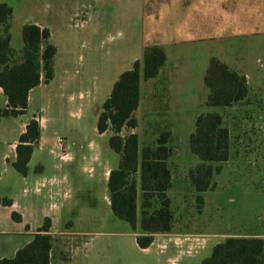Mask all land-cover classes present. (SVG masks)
Here are the masks:
<instances>
[{"label": "rangeland", "instance_id": "obj_1", "mask_svg": "<svg viewBox=\"0 0 264 264\" xmlns=\"http://www.w3.org/2000/svg\"><path fill=\"white\" fill-rule=\"evenodd\" d=\"M7 1L15 9L17 23L36 19L45 25L56 52L52 80L32 92L24 115L2 118L0 130L9 138L21 122L33 115L41 119L43 139L41 146L34 149L31 164L34 168L57 161L49 152L56 138L62 139L65 150H78L80 154L91 149L92 144H98L111 162L105 151L111 156L117 154L109 146V133L98 134L97 118L119 73L131 68L134 60L141 59L146 34L150 30L165 32L172 28L147 17V12L158 8L162 0ZM178 35L176 33L174 38ZM167 36L170 40L171 36ZM220 44L228 58L248 74V91L243 100L225 107L208 106L205 95L202 102L200 98L196 102L194 94L203 95V88L197 85L196 71L189 68L192 78L184 80L179 88L186 102L174 105L175 113L165 119L146 116L142 126L137 116L144 114L141 110L137 113L136 109L133 112L139 121L138 136L141 137L140 127L147 128L149 136L144 139H148L147 145L155 146L159 135L169 132L166 144L173 155V174L178 187V166L195 159L188 145L189 133L194 129L189 116L194 110L221 116L222 124L230 133V157L227 161L213 163V166L220 165L219 173L212 177L214 186L202 193V202H197L192 198L193 187L189 182L183 218L180 190L176 187L168 196L176 225L202 229L208 233L211 244L227 236L264 237V36L257 40L229 38ZM200 51L203 53L204 48ZM199 60V57L192 59L189 65L198 70L202 68ZM72 178L79 187H74V192H90L91 200L85 199L87 204L103 208L108 191L101 169H82ZM191 204L195 207L193 211ZM114 219L118 224L113 225L108 218L105 226L86 227L84 234L78 237L85 244L78 243L68 264H197L200 258L210 254L211 244L194 258L172 249L158 254L155 246L147 252L139 250L130 225L122 219ZM168 256L175 259L168 261Z\"/></svg>", "mask_w": 264, "mask_h": 264}, {"label": "crops", "instance_id": "obj_2", "mask_svg": "<svg viewBox=\"0 0 264 264\" xmlns=\"http://www.w3.org/2000/svg\"><path fill=\"white\" fill-rule=\"evenodd\" d=\"M0 2L9 4L7 0H0ZM160 5L162 6L160 7ZM160 5L153 12H147V17L155 18L153 21L156 23L161 22L164 25H171L175 30H172V28L170 30L167 28L169 32L166 30L162 32L159 29L150 30L144 38L143 50L145 46H159L165 53V60L156 76L146 80L143 79V81H141L142 77L140 78L139 103L135 111L138 113L141 110L144 114L140 118L137 116L142 126L144 119H149L151 116L165 119L169 117V114L177 111L174 109V105L186 102L185 96L179 88L183 86L184 80L192 78L189 68L196 71L198 75L197 85L199 88H203L201 90L203 95L196 92L194 100L197 102L200 98V102H202L201 98L208 93L203 77L209 58L212 56L227 64L231 69L243 74L248 86L249 78L246 70L235 65L234 61L228 58L225 49L220 47V42L229 38L253 37L257 40L264 36V0H162ZM12 9L9 28L10 47L15 52L12 61L20 62L21 50L24 45L21 36L22 27L26 24H35L40 28L46 27L36 19L17 23L14 21L15 9L13 6ZM161 18L162 20H160ZM176 33L179 34L178 38H174ZM167 34L171 36L170 40L166 39L168 38ZM47 42L51 43L50 35ZM43 46L41 44V49H43ZM200 48H204L203 53ZM197 57L200 59L199 63L202 68L195 70L189 63L192 59L196 60ZM51 80L45 81L43 74H40V82L28 92L27 107L32 98V92ZM7 102V97L0 87V108L6 107ZM180 112L182 111L179 110ZM24 113L16 117H21ZM200 113L194 110L189 117L194 122L196 116ZM34 117L40 123V136L27 163L28 170L26 174H22L12 166V162L16 159V145L19 136L25 131L30 119ZM136 121V127L124 126L120 131V135L124 137L135 133L138 136L136 131L139 121L137 119ZM146 132L147 128L144 130L140 127L141 137L138 136L139 153L142 147L149 142L148 139L144 140L145 136H149L146 135ZM105 133H109L110 137L113 132L110 129L102 133L98 132L99 135ZM42 139L43 124L36 115L28 118L27 121L21 122L18 130L9 138L0 130V198L6 197L11 201L9 205L0 204V258L13 257L19 248L33 239L37 230L48 220V232L51 236L50 262L51 264H68L72 259V251L78 248V243L85 244L78 237L84 234L86 227L105 226L108 218L113 225L118 224V221L114 219L118 217L113 214L110 208L109 192L105 196L106 201H104L103 208L98 204H87L88 202L85 199L91 200L90 192L82 194L74 192L76 186L72 175H79L81 170L86 168L93 171L95 168L101 169L107 187L109 172L118 167L120 157L115 151L117 156H111L106 150V156L111 159V162L108 161L98 144H92L91 149L82 154L78 150L68 151L65 150L62 139L56 138L53 148L51 147L49 152L57 158V161L34 168L31 165L34 149L36 146H41ZM76 147L78 148L79 145L77 144ZM172 157L173 155L170 153L167 159L171 185L166 193L167 196H170L171 192L176 191V187L180 190L181 195L179 193V197L182 201L180 209L183 210L181 213L183 218L186 214L184 197L189 184L188 171L198 162V159L195 156L190 164L183 163V165L178 166V187L175 185ZM136 187L137 225L135 229L130 226L133 237L141 232L139 221L141 218L142 191L139 186L138 172L136 173ZM76 188L79 189V187ZM202 193H198L192 188V198H196L197 195L202 196ZM157 207L158 201L154 199L149 210L152 211ZM191 209L192 211L195 209L192 204ZM171 212L172 226L170 230L168 232L153 233V241L146 248H140L135 242L139 250L147 252L155 246L158 254L172 249L179 253L184 251L190 256L189 258H194L196 254L201 253L207 246L209 247L212 242L208 239V233H204L202 229L178 227L174 222V213L172 210ZM12 213H17L20 216L19 220H15ZM224 239L216 241L210 247L212 248L213 245ZM171 259L174 260L175 257L168 256L167 260L172 261ZM202 259L200 258L197 264H201Z\"/></svg>", "mask_w": 264, "mask_h": 264}, {"label": "trees", "instance_id": "obj_3", "mask_svg": "<svg viewBox=\"0 0 264 264\" xmlns=\"http://www.w3.org/2000/svg\"><path fill=\"white\" fill-rule=\"evenodd\" d=\"M11 15L12 7L0 2V87L8 101L6 107L0 108V119L16 117L26 111L28 92L40 82V74L45 81L52 79V61L56 52L55 46L47 42L50 35L47 28L26 24L21 30L24 44L21 61H12L15 52L10 47ZM164 60L165 53L161 47L145 46L141 59L134 60L131 68L118 75L102 103L96 122L99 133L108 129L113 132L108 140L109 146L120 157L118 167L109 172L107 180L110 208L116 217L126 221L133 229L137 225L136 173H139L141 232L136 234L135 242L140 248L152 243L153 233L168 232L172 226V212L166 193L171 185L167 165L171 149L166 144L169 132L161 133L155 146L145 145L139 153L138 136L131 133L122 137L120 131L124 126L136 127L133 112L139 103L140 78L146 80L156 76ZM203 82L208 89L205 98L208 106H230L243 100L248 91L245 76L213 56L209 58ZM39 136V120L31 118L19 136L16 159L12 162V166L22 174L28 170L27 163ZM188 145L198 159L188 171V180L198 193L210 190L214 186L213 174L220 171V165L213 166V163L227 161L230 157V133L222 124L221 116L215 112L198 114ZM154 199L158 201V207L150 211ZM195 199L197 202L203 200L201 195ZM10 202L6 197L0 198L1 205H9ZM12 216L15 220L20 218L17 213H12ZM48 227L46 220L30 242L19 248L13 257L0 258V264H51ZM201 264H264V237H226L212 246L210 254L202 259Z\"/></svg>", "mask_w": 264, "mask_h": 264}]
</instances>
